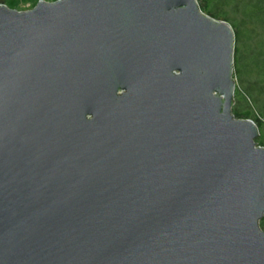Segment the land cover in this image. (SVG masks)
Masks as SVG:
<instances>
[{"label": "water", "instance_id": "obj_1", "mask_svg": "<svg viewBox=\"0 0 264 264\" xmlns=\"http://www.w3.org/2000/svg\"><path fill=\"white\" fill-rule=\"evenodd\" d=\"M232 44L195 0L0 5V264H264Z\"/></svg>", "mask_w": 264, "mask_h": 264}, {"label": "trees", "instance_id": "obj_2", "mask_svg": "<svg viewBox=\"0 0 264 264\" xmlns=\"http://www.w3.org/2000/svg\"><path fill=\"white\" fill-rule=\"evenodd\" d=\"M3 1L1 4L6 8L14 7L15 2ZM28 1L32 7L37 3V0ZM195 1H199L197 7L201 13L225 22L232 31L234 90L230 115L236 120H250L258 131L254 145L264 148V0ZM244 4L246 9L241 7ZM258 228L264 234V213Z\"/></svg>", "mask_w": 264, "mask_h": 264}, {"label": "rangeland", "instance_id": "obj_3", "mask_svg": "<svg viewBox=\"0 0 264 264\" xmlns=\"http://www.w3.org/2000/svg\"><path fill=\"white\" fill-rule=\"evenodd\" d=\"M4 1L7 2V4L9 2H10V4L15 2L14 7L12 8V10H15V11H18V12H25V11L31 10L33 8L32 4L28 0H4ZM38 1H43V2H47V3L52 2L51 0H37V2ZM1 3H2V0H0V5L3 4V3L2 4ZM196 5L197 6L199 5V1L196 2ZM245 6H246L245 4L241 5L242 8H245ZM247 11H248V9L244 13H247Z\"/></svg>", "mask_w": 264, "mask_h": 264}]
</instances>
